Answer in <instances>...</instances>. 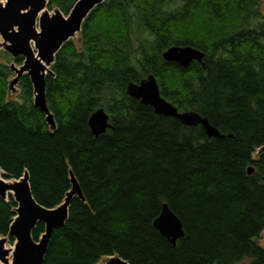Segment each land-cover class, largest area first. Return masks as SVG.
Here are the masks:
<instances>
[{
  "label": "trees",
  "instance_id": "16d2710c",
  "mask_svg": "<svg viewBox=\"0 0 264 264\" xmlns=\"http://www.w3.org/2000/svg\"><path fill=\"white\" fill-rule=\"evenodd\" d=\"M78 0H48L68 16ZM79 42L56 54L46 98L56 129L34 104L30 77L9 96L11 63L0 50V170L30 176L42 206L61 205L71 172L85 201L74 197L54 231L44 264H264V15L261 0H105L83 23ZM193 47L202 62H167L171 47ZM150 75L179 112L201 125L159 116L127 95ZM111 127L99 137L89 120L98 109ZM254 172L249 174L248 171ZM182 222L175 244L154 227L163 205ZM17 204L0 198V237H8ZM45 226L33 232L39 241ZM11 241L14 239L11 238Z\"/></svg>",
  "mask_w": 264,
  "mask_h": 264
},
{
  "label": "water",
  "instance_id": "95a60500",
  "mask_svg": "<svg viewBox=\"0 0 264 264\" xmlns=\"http://www.w3.org/2000/svg\"><path fill=\"white\" fill-rule=\"evenodd\" d=\"M105 0H78L68 16L59 9H48V0H6L0 3V49L13 59L22 57L21 66L11 63L14 77L9 82V92H16L21 77L27 74L34 90V104L46 116L51 130L56 123L48 108L46 98V77L52 76L51 66L56 54L64 44L78 37L82 26L90 13ZM167 62L188 67L193 61L202 62L204 54L193 47H171L163 55ZM127 95L140 100L143 105L151 106L159 116L178 119L183 125L196 127L201 125L209 138H222L223 135L206 118L196 112H179L170 102L161 96L157 80L150 75L139 84L131 83ZM94 136L99 137L111 127L109 115L102 108L95 111L89 120ZM264 153V147L260 150ZM253 169L248 173L252 174ZM71 177V190L65 201L49 209L39 204L32 195L30 176L26 172L18 180L5 179L0 170V198L7 200L12 195L17 204L16 216L10 227L8 237L15 241L13 250L5 247L6 237H0V264H44L50 240L55 230L64 227L68 218L71 201L74 197L85 201L81 188ZM45 226V232L39 241H35L33 232L38 224ZM154 227L160 234L175 244L184 237L180 219L165 204L160 216L154 221ZM104 264H129L120 256L106 257Z\"/></svg>",
  "mask_w": 264,
  "mask_h": 264
},
{
  "label": "rangeland",
  "instance_id": "374dc122",
  "mask_svg": "<svg viewBox=\"0 0 264 264\" xmlns=\"http://www.w3.org/2000/svg\"><path fill=\"white\" fill-rule=\"evenodd\" d=\"M5 2H6V0H0V3H5ZM52 11H50V12H52ZM261 11H262V14L264 15V0H261ZM0 41H2L1 38H0ZM78 42H79V36L77 38H75V43L78 44ZM0 50L4 51L3 49H0ZM13 77H14V75H13ZM16 89H17L16 92H10L9 93V96L11 99H17V95L19 93L18 85L16 86ZM6 238H7V243H6L5 247L9 250H13L14 246H15V241L14 240L11 241L10 237H6ZM258 242L260 243L261 246H264V231L261 234V237H260ZM105 261H106V258H102L97 264H104ZM11 262H12V255L10 256V264H11Z\"/></svg>",
  "mask_w": 264,
  "mask_h": 264
}]
</instances>
